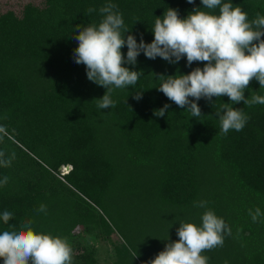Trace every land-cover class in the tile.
<instances>
[{
  "label": "trees",
  "instance_id": "obj_1",
  "mask_svg": "<svg viewBox=\"0 0 264 264\" xmlns=\"http://www.w3.org/2000/svg\"><path fill=\"white\" fill-rule=\"evenodd\" d=\"M37 1L21 15L0 12V151L4 159L15 154L10 166H0V182L8 177L0 183V217L7 210L9 225L30 220L36 232L66 238L72 264H147L178 240L180 223L199 226L211 209L231 234L203 253L208 264H264V105H232L249 119L242 131L223 134L216 113L230 103L227 96L194 101L202 115L193 117L157 90L160 76L188 74L203 63L141 53L135 66L124 65L142 72L137 83L113 87L114 107L100 109L107 89L75 63L77 26H98L107 3L122 14L125 38L151 43L167 8L185 18L201 0ZM223 2L241 7L249 21L264 16V0ZM253 95L264 96L255 79L245 90L246 99ZM201 201L205 207L196 206ZM257 208L262 215L253 222L249 211ZM9 225L0 218V231ZM91 239L110 244L108 262Z\"/></svg>",
  "mask_w": 264,
  "mask_h": 264
},
{
  "label": "clouds",
  "instance_id": "obj_2",
  "mask_svg": "<svg viewBox=\"0 0 264 264\" xmlns=\"http://www.w3.org/2000/svg\"><path fill=\"white\" fill-rule=\"evenodd\" d=\"M195 0H187L193 4ZM202 7L196 8L185 18H181L178 9L167 8L162 17H157L152 30L154 39L145 43L141 36L125 34L122 14L117 6L107 3L99 9L103 19L99 25L83 28L77 26L79 34L75 36L78 47L74 50L75 63L86 67L89 81L107 89L98 107L107 109L114 107L111 98L112 88H125L135 85L142 72L130 70L125 64L135 66L137 57L143 53L155 60L157 57L169 63H179L186 57L187 66L194 62L203 63L204 67H196L188 74L160 76L161 86L157 88L170 101L180 108L187 107L193 117L202 115L198 103L204 98L209 101L213 97L227 96L229 104L222 105V114L217 112L221 130L227 134L229 130L242 131L249 117L242 109H234L232 105L243 102L245 105H264V96L253 95L245 98V90L255 79L260 88H264V16L249 21L248 15L239 6L223 0H201ZM201 8L208 11L200 10ZM219 8V14L215 9ZM91 13L95 9H88ZM127 46L126 58L122 49ZM142 94L134 96L136 100ZM189 98H192L191 100ZM170 105L154 114L163 117ZM5 153L0 151V166L8 167L15 154L4 159ZM72 167L67 166L61 169ZM2 184L8 183L4 177ZM206 201L196 206L205 207ZM39 211H46L41 205ZM253 222L262 215L259 208L255 213L250 210ZM3 222L9 225L13 213L5 210ZM225 234L231 230L225 221L211 209L202 215V224L180 223L177 229L178 240L168 242L163 251L147 264H208L209 257L203 255L216 247H222ZM73 249L66 238L51 234L38 233L32 227V221H24L19 228L9 225L0 231V260L3 264H72Z\"/></svg>",
  "mask_w": 264,
  "mask_h": 264
},
{
  "label": "rangeland",
  "instance_id": "obj_3",
  "mask_svg": "<svg viewBox=\"0 0 264 264\" xmlns=\"http://www.w3.org/2000/svg\"><path fill=\"white\" fill-rule=\"evenodd\" d=\"M39 1L37 0H0V12L5 13L9 10L16 11L18 15H21V12L23 10L24 5L27 3H38ZM69 168L63 169L62 175L67 173ZM113 239H117L116 236L113 237ZM91 244L96 246V248L99 250L100 253V260L102 263L108 262L109 259V254L111 252V246L109 243H105L101 240L98 239H91ZM108 258V259H107Z\"/></svg>",
  "mask_w": 264,
  "mask_h": 264
}]
</instances>
